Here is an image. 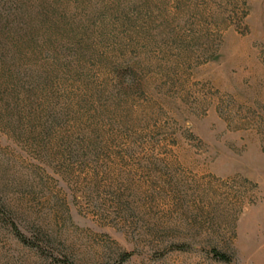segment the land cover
Returning a JSON list of instances; mask_svg holds the SVG:
<instances>
[{
	"label": "rangeland",
	"instance_id": "374dc122",
	"mask_svg": "<svg viewBox=\"0 0 264 264\" xmlns=\"http://www.w3.org/2000/svg\"><path fill=\"white\" fill-rule=\"evenodd\" d=\"M0 264H264V0H0Z\"/></svg>",
	"mask_w": 264,
	"mask_h": 264
}]
</instances>
